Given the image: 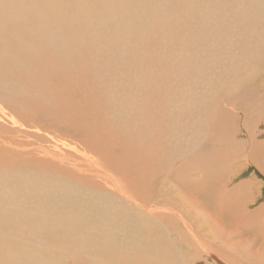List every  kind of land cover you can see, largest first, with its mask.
Returning <instances> with one entry per match:
<instances>
[{"label":"bare ground","instance_id":"1","mask_svg":"<svg viewBox=\"0 0 264 264\" xmlns=\"http://www.w3.org/2000/svg\"><path fill=\"white\" fill-rule=\"evenodd\" d=\"M263 59L264 0H0V103L19 118L63 112L59 123L92 132V148L106 159L120 149L118 174L142 199L156 168L190 160L194 151L201 157L208 131L209 140L231 145L236 130L225 104L247 112L242 85ZM61 77L71 79L66 94L76 99H56ZM74 177L81 183L53 166L0 173V224L31 232L27 239L0 232V264H66L67 254L83 252L97 255L82 260L89 264H181L169 226L142 210L145 201L122 202ZM33 191L39 196L25 209ZM228 216L223 238L235 226Z\"/></svg>","mask_w":264,"mask_h":264},{"label":"rangeland","instance_id":"2","mask_svg":"<svg viewBox=\"0 0 264 264\" xmlns=\"http://www.w3.org/2000/svg\"><path fill=\"white\" fill-rule=\"evenodd\" d=\"M37 19L46 20L40 16ZM249 77H251L250 80L245 81L242 85L243 93L249 95L248 101L242 102L248 108L247 112L244 113L245 108L238 109L233 105L229 106L230 103L225 104V107L231 110L232 119L229 124L234 125L236 130L232 136L234 140L231 141V145L229 147L222 146V144L209 140L212 130L208 131L207 136L209 137L206 136L205 140L201 139L199 154L202 155L200 158L195 157L194 151L190 160L182 156L166 170H163L162 165L160 169L156 168L157 170L154 172L156 177L149 186L150 190L148 188L146 194L149 196L146 198H140L135 191L130 193L131 182L129 180L127 182L122 175L118 174L122 169L118 168L122 167L119 163L122 160L120 149H111L114 158L101 157L100 151L92 148L97 146L95 145V135L91 132L90 136L87 133L88 130L82 126L78 130L69 121H66L65 124L59 123L58 119L64 114L57 110L54 113L50 111V114H45L44 117L43 115L40 117L39 113L36 117H27V122L25 116L19 118L9 106L0 103V105L2 104L0 107L6 106L4 107L5 111L0 112V173H4V170L10 167L24 169L35 167V169L46 170L49 166H53L65 171L70 178L74 179L75 175L76 178L79 177L77 179L81 180L83 177L88 178L93 181L91 183L94 185L105 187L110 192L105 196L111 197L114 194L118 200L130 201L132 205H136L135 203L139 202L137 200L145 201L142 210L146 213H156L154 219L161 222L163 220L169 226L168 235L181 264H264V150L261 149L264 148V138H262L264 137V59L260 70L252 73ZM61 79H59L62 82L60 88L63 91L58 93L59 85L52 88L56 97L58 96L56 99H61V97L66 98L62 99L67 101L70 99L69 97L72 100L76 99V96H71V79L65 80L66 82ZM57 88L58 90H56ZM239 89L235 92L236 96L241 91V88ZM51 91L50 95L54 93ZM66 92L71 93L70 96ZM232 94L234 95V92ZM38 109L36 108V110ZM71 109L74 110L72 106ZM91 111L93 112V110ZM89 112L88 110L81 111L80 115H86L85 113L88 115ZM71 128L75 130L74 133ZM85 132L87 136H85ZM251 138L259 143V148L254 149L251 144L249 145ZM215 153H218L216 157ZM192 157L197 163L192 160ZM201 159H206L207 166L201 165L204 162H201ZM198 166H202L203 171ZM198 169L200 170L197 171ZM206 169L210 171L211 176L207 175ZM202 181L205 183L203 184ZM77 183L81 182L78 180ZM184 184L195 186L196 193H193L192 190L185 191ZM201 184H203L202 189H199ZM89 185L92 186L90 183ZM94 185L93 189L91 188L92 191H96ZM38 196L33 191L24 204L25 209L35 202ZM209 197L211 198L209 199ZM206 198L209 199V202ZM203 201L205 202L203 203ZM230 206H232L231 209ZM225 214H234L235 222L231 237H225L226 239L223 238V231L219 227L224 223L223 221L227 222V218H231ZM0 225H2L0 232L3 234L11 232L14 235L20 234L19 237L22 238L31 237L28 226L23 229L18 225L15 229L17 231H9L7 227H3V224ZM86 257L95 259L97 255L95 253L87 255V252H83L74 259L70 254H67L64 262L66 264H89L82 261ZM105 259L112 260L114 263L115 257L107 255Z\"/></svg>","mask_w":264,"mask_h":264},{"label":"crops","instance_id":"3","mask_svg":"<svg viewBox=\"0 0 264 264\" xmlns=\"http://www.w3.org/2000/svg\"><path fill=\"white\" fill-rule=\"evenodd\" d=\"M254 232H255V231H254ZM254 232H253V233H254ZM258 232H259V231H258Z\"/></svg>","mask_w":264,"mask_h":264}]
</instances>
